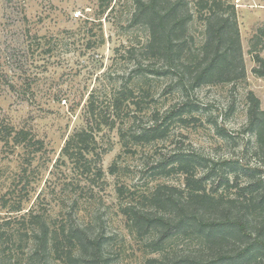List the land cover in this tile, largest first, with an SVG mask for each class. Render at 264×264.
Here are the masks:
<instances>
[{"label": "rangeland", "instance_id": "obj_1", "mask_svg": "<svg viewBox=\"0 0 264 264\" xmlns=\"http://www.w3.org/2000/svg\"><path fill=\"white\" fill-rule=\"evenodd\" d=\"M101 1L0 0V121L17 130H28L45 143L33 161L37 169L28 181L29 189L34 190L25 208H31L42 193L41 210L51 216L49 223L66 220L67 224L72 215L94 233L106 234L112 238L106 249L110 264H145L154 257L158 264L217 260V253L203 242L201 234L170 239L162 257L149 254L146 247L152 240L148 239L156 237L157 230L144 239L132 235L121 207L130 202L129 198L139 207L145 206L141 198L159 185L181 192L185 176L170 172L179 156L195 159L196 175L204 180L206 190H219L231 200L239 199L236 207L247 205L251 196L258 194L237 192L233 185L246 188L254 177L249 169H260L264 178V158L256 155L255 137L248 131L251 93L264 111V79L256 73L260 68L256 57L264 60V42L251 45L258 30L264 28V0H228L235 6L241 35L244 72H237L240 78L194 89L189 80L167 92L182 72L179 77L175 73L158 76L150 87L151 96L143 100L146 112H123L119 123L127 141L133 132L152 127L158 117L162 120L170 112L175 118L168 121V135L123 147L117 128H103L98 132V154L92 163L93 171L102 167L103 174L85 178L83 170L75 171L73 165L64 162L61 151L73 133L87 126L90 94L96 92L103 109H107L110 95L132 75L134 62L125 54V47L144 44L148 38L146 27L133 21L135 0H113L105 14L103 5L108 0ZM186 2L194 15L188 27L191 63L204 43L205 30L195 14L196 0ZM185 104L190 107L181 121L179 112ZM28 156L21 148L0 143V221L9 216L1 198L11 190ZM114 164L120 168L117 174L111 170ZM123 185L132 195L119 198L117 186ZM15 196L19 198L18 193ZM253 227L244 240H235L231 234L224 249H231L238 258L242 249L258 238V229ZM16 261L8 259L0 264ZM252 264H264V248Z\"/></svg>", "mask_w": 264, "mask_h": 264}, {"label": "trees", "instance_id": "obj_2", "mask_svg": "<svg viewBox=\"0 0 264 264\" xmlns=\"http://www.w3.org/2000/svg\"><path fill=\"white\" fill-rule=\"evenodd\" d=\"M112 2L113 0H108L103 5L104 14L111 9ZM134 5L133 21H139L146 27L148 38L144 44L125 47V54L134 62L132 75L124 79L110 95L107 109H103L96 92L90 94L86 111L87 126L73 133L61 151L64 162L68 161L73 165L75 171L83 170L85 178H96L103 174L102 167L93 171L92 166L94 157L98 154V136L103 128L110 131L117 128L123 147L143 145L168 135V121L171 122L175 116L170 112L162 120L158 117L152 127L139 133L133 132L127 141L122 123H119L123 120V112H146L143 100L151 96L150 87L158 76H168L171 73L178 76L182 72L178 81L168 86L167 92H172L174 86H184L189 80L194 89L237 80L240 78L237 77V72H244L237 13L235 6L229 4L228 0H196L195 14L204 23L205 39L191 63L189 56L193 50L190 47L188 27L194 15L186 0L174 3L169 0H135ZM262 42L264 28L258 30L251 45L255 47ZM256 60L260 63L256 73L264 79V60L260 56ZM158 62L163 65H158ZM249 100L248 131L255 137L256 155L264 158V111L253 93L249 95ZM187 107L190 104H185L179 112L181 121ZM0 143L15 149L21 148L29 155L17 174V179L13 181L11 190L1 198L2 208L9 216L0 221V262L16 259V264H110L111 258L106 254V249L112 238H107L106 234L94 233L87 225L78 224L72 215L67 224L66 220L49 223L51 216L41 210L42 193L31 208H25L24 204L30 201V192L34 190L29 189L31 183L28 181L30 173L34 176L37 169L33 161L44 150L45 143L32 132L17 130L4 121H0ZM197 164L191 157L179 156V161L170 169V172L179 171L185 176L181 192L176 188L159 185L141 198L145 202L143 207L135 204L134 198L127 199L130 202L121 207V213L126 218L129 232L144 239L152 234L151 231L157 230L156 237L149 238L152 241L146 247L149 254L154 256L162 257L166 242L172 238L201 234L203 242L217 253V260L207 264H224L219 260L232 261L227 264H252L253 259L256 260L260 250L264 248V190H261L264 184L263 171L249 169L254 177H251V183L244 189L238 184L233 185L237 192L252 195L258 193L254 198L251 196L247 205L236 207L239 199L231 200V197L219 194V190H206L204 180L196 175ZM118 168L114 164L111 170L117 174ZM162 171L166 169L163 168ZM223 184L221 181L220 186ZM116 191L119 198H124L126 193L131 194V190L124 185L117 186ZM16 193L19 198L15 196ZM180 194L182 197H179ZM134 195L133 193V197ZM253 226L258 229V238L242 249L238 258L233 256L231 249H224L231 234L235 240H244L250 235ZM158 263L159 259L156 257L145 261V264ZM192 264L201 263L192 261Z\"/></svg>", "mask_w": 264, "mask_h": 264}]
</instances>
